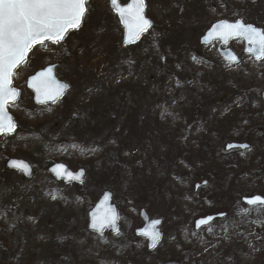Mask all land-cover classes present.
<instances>
[{
	"label": "rangeland",
	"instance_id": "rangeland-1",
	"mask_svg": "<svg viewBox=\"0 0 264 264\" xmlns=\"http://www.w3.org/2000/svg\"><path fill=\"white\" fill-rule=\"evenodd\" d=\"M196 2L145 0L153 40L122 49V29L108 0H91L77 31L28 53L12 77L19 99L8 107L18 131L0 136V264H264V207L241 206L242 214L251 212L248 218L193 230L196 218L234 203L211 195L215 183L240 197L252 196L248 188L264 197V180L249 184L250 169L264 178V58L245 54L241 38L227 45L238 57L235 64L222 61L218 42L199 44L218 21L240 19L264 30V0ZM157 31L168 33L163 50ZM172 51L173 65L158 69L162 52ZM50 64L71 89L35 106L26 79ZM132 111L136 127L130 131L125 116ZM228 143L249 149L225 153ZM178 146L182 155L174 160ZM203 154L216 164L229 157L227 166L235 167L220 173L202 158L189 162ZM9 158L26 160L33 176L7 171ZM47 163L85 170L84 182L57 183ZM203 170L211 173L209 186L193 193ZM105 189L117 201L119 230L96 235L87 230V212ZM141 209L162 221L153 250L134 235Z\"/></svg>",
	"mask_w": 264,
	"mask_h": 264
},
{
	"label": "snow or ice",
	"instance_id": "snow-or-ice-1",
	"mask_svg": "<svg viewBox=\"0 0 264 264\" xmlns=\"http://www.w3.org/2000/svg\"><path fill=\"white\" fill-rule=\"evenodd\" d=\"M87 2L88 0H0V134L7 135L16 130L15 123L6 112L7 104L10 101L14 102L18 95L16 89L11 86L14 69L25 62L28 52L35 44H43L45 40L58 44L70 29L79 28L88 11ZM111 3L127 30L126 42L138 40L141 34L152 27L151 21L143 14L144 0H131L124 7L118 6L117 0H111ZM215 29L221 30V38L236 36L243 38L251 45L247 50L254 53L257 60L264 58V30L245 24L241 20L234 23L221 21L213 26V30ZM230 58L236 60L235 56ZM50 72L49 69L47 73L33 77L30 86L35 87L38 93L43 91L46 99L54 102L62 95L63 89L57 86L55 91L50 90L49 86L52 83ZM226 147L231 149L249 146L229 144ZM10 164L26 174L29 172L28 165L22 161L13 160ZM57 168L61 169L57 172L58 176L80 179L79 175L66 172L64 165H57ZM247 203L264 205V197H252L247 199ZM116 219L113 213L110 219L99 224L93 222L91 227L97 230L105 226L115 227ZM207 222L200 220L197 227ZM159 223L158 220L153 221L152 228L142 232L152 241V247H155L159 240L160 233L155 229V225Z\"/></svg>",
	"mask_w": 264,
	"mask_h": 264
},
{
	"label": "water",
	"instance_id": "water-1",
	"mask_svg": "<svg viewBox=\"0 0 264 264\" xmlns=\"http://www.w3.org/2000/svg\"><path fill=\"white\" fill-rule=\"evenodd\" d=\"M119 1H120V0H117V2H118V6H120V7H124V6H126L128 3L131 2V0H128V2H127L126 5H120ZM109 7H110V9L112 10L113 14L117 17V19H118V21H119V24H120V26H121L122 29H123L122 42H121V46H122L123 48L126 47V46H128V45H130V44L135 43V42L138 41L143 35L147 34L148 31L150 30V29H149L147 32L141 34V36H140V38H139L138 40H135V41L130 42V43H129V42H126L127 30H126V28H125L124 23H122L121 18L119 17V15L117 14V12L114 10V6L112 5L111 0H109ZM144 7H145V3H144ZM143 14H144V11H143ZM144 16H145V15H144ZM147 19H148V18H147ZM148 20H149V19H148ZM82 21H83V19H82ZM226 22H227V21H226ZM81 23H82V22H81ZM228 23H234V22H228ZM151 24H152V22H151ZM218 24H219V22L213 24V25H212V26H211V27L205 32V34L200 38V44H201V45L206 46V45L211 44L213 41H219L220 46H225V45H227V43H228L231 39H234V38H241V37H238V36H236V37H225V38H221V30H220V29H215V30H213V26H214V25H218ZM80 25H81V24H80ZM76 29H77V28H76ZM76 29H70V30H76ZM70 30H69V31H70ZM210 30H211V31H210ZM69 31H68V32H69ZM68 32H67V33H68ZM48 41H49V40H45L44 42H48ZM50 42H51V41H50ZM250 47H251V45H249V44L247 43V41L244 40V53H248V54H250V55L253 57L254 60H257L256 57H255V54L247 50V49H249ZM219 54H220L221 58H222L224 61H226V62H230V63H236V62H237V57H236L235 54H234L231 50H229V49L221 50V49L219 48ZM232 56H235V57H236V60H235V61L231 60L230 57H232ZM18 67H19V66H18ZM18 67H17V68H18ZM17 68H16V69H17ZM16 69H14V71H15ZM49 69L51 70L50 75H51V80H52V83H51V85L49 86L50 90L55 91V89L57 88V86H59L60 88L63 89V93H62V95H60L56 100L60 99V98L63 96V94L69 90V85H68V84H66V83H64V82H61V81H59V80L56 78V76H55V66H54V65H50V66L44 68L43 70H39V71H37L36 73H34L32 76H30V77L27 79V81H26V87H27V89H28L29 91H31L32 94H33V103H34L35 105H37V106H38V105H45V104L53 103V100H51V99H46V97H45L43 91L38 93V92L36 91V88H35V87L30 86V83L33 82V81H32V78H33V77H36V76H37L38 74H40V73H47V71H48ZM11 85H12V84H11ZM14 89H15V88H14ZM16 91H17L18 95L16 96L14 102H16L17 99H18V97H19V91H18L17 89H16ZM261 99H262V101H263V103H264V90H263L262 93H261ZM56 100H55V101H56ZM55 101H54V102H55ZM14 102H13V101H10V102L7 104V106L10 105V104H12V103H14ZM7 106H6V112H7V115L10 116V117L12 118V116H11V115L8 113V111H7ZM12 121H13V119H12ZM13 122H14V121H13ZM16 130H17V127H16ZM16 130H15L14 132L10 133V134H7V135H11V134L15 133ZM2 135H4V134H2ZM231 144H233V145H244V144H235V143H231ZM227 145H229V144H227ZM227 145H226V146H227ZM226 146H225V151H226V152L231 151V150H236V149H239V150H242V151H244V150L247 149V148H244V147H236V148H231V149H229V148H227ZM13 160H16V161H22V162H24L25 164H27L28 167H29V172L26 174L24 171H22V170H18V169H16V168L12 167L11 164H10V162L13 161ZM57 165H63V164L55 163V164L50 165V166L48 167V169H47L48 172H49V174H50V175H51V176H52L57 182H63L64 184H69V183L80 184V183H82V181H83V179H84V177H85V172H84V170L79 169V170H77L76 172H72L71 170H69V169L64 165V170H66V172H71L73 175H79V176H80V179H79V180L67 179L66 176H64V175H61V176H58V175H57V172H60V171H61V169H58V168H57ZM5 168H6L7 170H9V171H13V172H17V173L22 174V176H23L24 178H26V179L30 178V177L32 176V174H33V169H32V167L30 166V164H29L28 162L22 160V159H9V160H7L6 163H5ZM205 185H206V182L202 183L201 185H196V186H195V191H197L199 187H201V186H205ZM106 197H107V198H106ZM253 197H255V196H253ZM250 198H252V197H250ZM250 198H243V199H242V203H243L244 205H246L247 207L262 206V204H257V205H250V204H248V203H247V199H250ZM113 213H114L115 216L117 217L115 227L105 226V227H103V228L100 229V230H97L96 228L91 227V224H92L93 222H96V223L99 224V223L105 222L107 219H110V218H111V215H112ZM87 217H88V224H87V229H88V231L93 232V233H95V234H97V235L102 234V232H103L104 230H109L111 234H115V233L117 232V230H118V211H117L116 205L114 204L113 195H112V193H111L110 191H107V190H106V191H104V192L101 194V196H100V198L98 199V201L94 204V206L92 207V209L88 212ZM209 217H210L211 219H208ZM224 217H225V214H214V215L206 216V217H203V218H198V219L194 222V230H195V231H199L200 229H202V228H204V227L210 225L214 220L222 219V218H224ZM140 218H141V220L143 221L144 224H143V226H142L140 229H138V230L135 231V235H136L137 237H141V238L146 239V240H147V248H148V250H151V249L154 248V247L151 246L152 241H151L147 236L143 235L142 232H143L144 230H150V229L152 228V226H153L152 222H153V221H156V220H151V221H150V220L148 219V217H147V215H146V213H145L144 210H141V211H140ZM200 220H207L208 222L205 223V224H201L199 227H197V222L200 221ZM158 221H160V220H158ZM160 224H161V221H160L159 224L155 225V229H156L159 233H160V231H159V226H160ZM160 238H161V233H160V236H159V240H158V242L160 241ZM158 242H156L155 246L158 244Z\"/></svg>",
	"mask_w": 264,
	"mask_h": 264
},
{
	"label": "trees",
	"instance_id": "trees-1",
	"mask_svg": "<svg viewBox=\"0 0 264 264\" xmlns=\"http://www.w3.org/2000/svg\"><path fill=\"white\" fill-rule=\"evenodd\" d=\"M203 1L204 0H197V2L195 4H193V5H196V6L198 5L199 7H201ZM182 3H183V1H182ZM157 32H158L159 35H161V43H160V45H161V49L163 50V47H165V44H163L164 39H165V35L168 34V33H163V32H160V31H157ZM153 37H154V31H153V29H151V31L145 36V38H146L145 40L147 42H151L153 40ZM162 53H163L164 61L158 67V69H160V70H164L167 67H171L173 65V62L175 61V55H177L176 52H174V51H172L171 54H166L164 52H162ZM112 55L113 54H111L109 56H106V57L109 58L110 60H112V58H113ZM125 117H126L125 118V124H129V126H128L129 130L131 131L132 129H135V127H136V119L134 120V112L132 111L131 113H127ZM95 129H99V126H96ZM162 129L165 130V128H163V127H162ZM83 131H86V130L84 129ZM175 142L176 141L174 140L173 143L175 144ZM177 143H179V141H177ZM3 150H4V148H2V145L0 144V155L3 153ZM171 153H172V155L176 156L174 158V160L178 159L182 155L181 146H178L177 148L173 149ZM199 158L204 159L203 163L208 162L211 166H213V165L216 166V170L218 172H220V173L231 169V167H233V168L235 167V164H231V165L227 166L226 161H227V159L229 157H223L222 162L216 164L213 161L214 160L213 159V155H211V157H206L204 154L201 157H198V155H196V157L190 156L189 157V162L192 163L194 161H198ZM45 167H46V164H45ZM99 178L102 179L103 176L100 174V176L99 175L97 176V179H99ZM249 178H250V183H249L250 187H252V185L255 184V183H262V181L264 180V178H262V177H258V176L256 177V175L252 172V169H250V171H249ZM201 179H204V180H207L208 182H210V180L212 179L211 173H207L206 171L203 170V172H201L197 176V180L198 181L201 180ZM166 185H167V181H162L160 186H164L167 189ZM214 185H215V187L212 190L211 195H213L217 201H219L221 203V202L224 201L225 198L234 199V203H233L232 207L230 209L226 210V211L223 210V212H226V214H227L225 221L227 219L229 220V219H235V218H237V219H239V221H241V220H244V219L248 218V216H249L248 212H245V213L242 214V211H241V206L242 205L240 203V195L235 194V192L230 190V189L224 190L223 187H221L217 183H215ZM247 193L250 194V195L252 194L251 188L247 189ZM175 199H176V195L174 194L172 196V204H173V202L175 203V201H177V199L176 200ZM221 222H223V221H221Z\"/></svg>",
	"mask_w": 264,
	"mask_h": 264
}]
</instances>
